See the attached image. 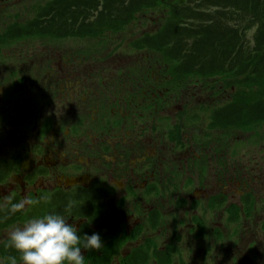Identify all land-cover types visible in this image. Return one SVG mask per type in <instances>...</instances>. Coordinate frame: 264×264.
<instances>
[{
	"label": "flooded vegetation",
	"instance_id": "af4514ba",
	"mask_svg": "<svg viewBox=\"0 0 264 264\" xmlns=\"http://www.w3.org/2000/svg\"><path fill=\"white\" fill-rule=\"evenodd\" d=\"M55 1L0 0V204L5 196L40 200L16 213L0 207V261L19 260L6 247L8 230L45 212L70 216L82 238L103 224H170L178 181L189 175L204 179L208 169L206 162L192 164L208 149L209 131L188 144L178 140L176 126L166 141L155 124L161 115L184 111L177 103L176 46L170 47V61L162 40L152 39L176 37L170 8L147 7L153 0H59L61 29L22 28L39 14L48 24ZM127 26L132 29L124 33ZM113 33L135 37L131 48L144 50L141 60L111 62ZM51 34L57 36L52 42ZM67 35L75 47L63 46ZM186 81L185 94L196 100L210 103L225 93L224 82L215 95L209 80ZM194 194L193 199L208 197L204 189ZM105 234L102 241L108 240ZM82 252L85 264H98L96 255Z\"/></svg>",
	"mask_w": 264,
	"mask_h": 264
},
{
	"label": "rangeland",
	"instance_id": "374dc122",
	"mask_svg": "<svg viewBox=\"0 0 264 264\" xmlns=\"http://www.w3.org/2000/svg\"><path fill=\"white\" fill-rule=\"evenodd\" d=\"M100 11L101 9L94 11L93 16L96 17ZM130 29L132 28L127 26L123 32L127 33L126 30ZM253 32L254 30L248 33L249 38L252 37ZM133 38V36H122L117 33L108 36V43L111 44V62L126 64L141 60L145 52L144 50L131 48L130 41ZM71 39L64 38L63 46L75 47L76 45ZM99 39L102 40V37H99ZM205 49L208 50V48ZM13 57L16 59L15 55ZM8 58L13 60V58ZM29 61L31 62V59ZM24 64L26 65V63ZM10 67L13 68L12 63L9 64L11 70ZM7 70L8 67L6 66ZM184 93L185 91L178 95L177 103L179 108L183 106L185 110L182 113L178 112L177 117L174 116L173 112L169 114L170 118H163L165 115H161V119L155 122L160 129L164 130L166 141L171 140L167 136V131H172L175 126L176 135L182 141L190 144L202 137L205 131L217 130L219 126H217L216 121L232 122L229 117L219 116L218 112L219 105L223 106L232 102L231 97H229L231 96L230 90H226L222 95L224 99L220 100L222 98L220 96L209 104L208 102L196 100L195 96L185 95ZM233 131L236 133L228 135L229 130L223 129L225 140H227V147L223 155L228 164L229 172L228 170L224 172L222 163L218 162L219 157L213 156L210 145H204L208 149L200 152V158L195 157L192 165L207 163V173L204 179L198 177L195 179V188L206 190L208 197L200 194V203L190 213L187 212L189 207L178 210L177 213L182 218L178 217V220L172 221L171 224H162L158 227H153L152 224H142L141 242L152 240V237L158 242V246H165L168 242H176L181 247L186 264H264V125H252L250 131H245L243 128L234 129ZM220 134H222V131H218L216 136ZM238 139L240 144L236 147L235 143ZM208 160L210 165L207 162ZM239 163L242 166L243 174L250 173L248 181L246 178H242L243 183H240L239 179L233 176L237 173L233 164L239 166ZM219 167L222 171L217 170ZM221 177L224 179H221ZM220 179L221 183L218 181ZM245 180L246 182H244ZM180 182L186 183V180ZM221 189L227 193L228 203L234 202L236 204L241 203V195L245 191H251L255 196L251 216L247 217L242 213L237 223L229 224L226 218L228 214L225 216L223 213L226 211L224 206L222 208H209L205 205L210 196L218 193ZM181 194L180 191V196ZM225 207L229 209L230 205L226 204ZM198 218H201V221ZM201 222L204 224V228L201 227ZM117 230L119 234L122 233V224H119V228H114V233ZM218 231L221 232L222 238L219 237ZM97 233L102 234L101 228L98 227ZM136 240L133 241V244H124L125 248L131 249L134 247ZM121 255H113L110 264H118L122 259ZM173 263L178 264L176 258H174Z\"/></svg>",
	"mask_w": 264,
	"mask_h": 264
},
{
	"label": "clouds",
	"instance_id": "9594fccd",
	"mask_svg": "<svg viewBox=\"0 0 264 264\" xmlns=\"http://www.w3.org/2000/svg\"><path fill=\"white\" fill-rule=\"evenodd\" d=\"M42 199L46 201L47 197ZM39 203V199L30 196L20 201L5 196L0 207L16 213ZM73 207L74 202L70 200L66 211L71 213ZM69 217L58 212H45L12 226L7 232L6 247L15 249L19 260L9 256L0 264H85L82 249H101L102 238L99 233H85L82 238L76 225L69 222Z\"/></svg>",
	"mask_w": 264,
	"mask_h": 264
},
{
	"label": "trees",
	"instance_id": "16d2710c",
	"mask_svg": "<svg viewBox=\"0 0 264 264\" xmlns=\"http://www.w3.org/2000/svg\"><path fill=\"white\" fill-rule=\"evenodd\" d=\"M210 3L208 2V4ZM215 3L217 6L219 3H223L225 7H231L225 11L230 14L225 20V25L220 28L217 25L210 26L205 34L194 36V43L219 44L224 47L226 60L239 61L242 64L241 74H246V79L241 83L245 87L248 86L251 92H241L235 104L241 105V113L243 112L246 117L250 114L249 110L252 109V107L249 108V103H252L256 107L255 116L264 117V0H223ZM253 28L256 30L251 39L247 37V31ZM182 39V36H178L179 46L183 44ZM180 54L181 52H179ZM183 69L184 66L181 65L179 70ZM248 69L253 70L247 76ZM254 85H258L259 89L252 91ZM237 114H240L239 110ZM158 255L160 263L165 264L161 253Z\"/></svg>",
	"mask_w": 264,
	"mask_h": 264
}]
</instances>
